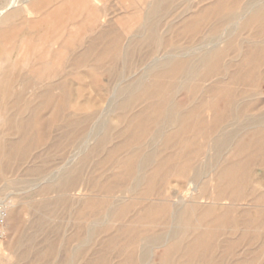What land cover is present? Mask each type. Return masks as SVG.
<instances>
[{
  "label": "bare ground",
  "instance_id": "obj_1",
  "mask_svg": "<svg viewBox=\"0 0 264 264\" xmlns=\"http://www.w3.org/2000/svg\"><path fill=\"white\" fill-rule=\"evenodd\" d=\"M11 1L3 4L2 21L22 15L26 21L21 25H30L36 22L28 19L34 7L49 0ZM92 1L99 4L93 6ZM184 2L137 0L115 13L102 0H64L57 6L58 21L77 24L87 17L91 26L100 24L85 36L86 41L69 32L58 49L59 53L70 49L72 54L67 76L77 74L79 79L78 70L89 67L94 81L102 76L112 79L108 85H91L92 96L81 93L90 86L72 89L70 77L62 75L65 72L59 67L61 56L56 61L30 62L29 54L38 46L24 45L29 32L19 45L0 47V104L14 107L13 112L5 108L0 120L21 134L10 142L0 139V172L24 150L23 141L36 138L28 134V128L33 130L40 113L25 115L31 95L44 105H53L57 115L68 110L61 112L62 122L74 130L63 136L76 137L74 146L82 160L103 155L95 162L99 169L105 164L114 169L112 174L103 176L102 172L92 178L93 189H99L95 192L105 195L81 199L84 202L75 217L83 221L75 220L77 231L66 242L74 244L58 264H264V254L239 250L242 246L245 251L264 250V98H258L261 92L256 88L257 80L264 83V0H212L194 12ZM201 23H208L209 30L197 42H171L172 37L195 33ZM144 45L149 51L136 62L135 54ZM23 48L18 68L17 57ZM127 69L133 71L127 74ZM106 90H110L107 98ZM181 91L185 98L178 100ZM98 104L103 106L99 111L90 109ZM114 111L119 112V126L108 118ZM114 138L118 141L110 144ZM68 160L63 169L58 167L63 191L71 190L81 176L79 168H67ZM102 179L105 182L99 184ZM179 180L187 185L180 190L184 198H161L173 196L171 182ZM158 182L169 185L161 191L153 187ZM210 183L216 190L204 204L200 197ZM190 190L199 198H185L194 194ZM151 195L157 198H148ZM241 199L254 211L237 209ZM54 205L44 199L38 207L51 212ZM17 215L13 210L11 219ZM21 240L17 245H22ZM47 248L53 258L56 250L51 242ZM109 250L114 257L108 258Z\"/></svg>",
  "mask_w": 264,
  "mask_h": 264
},
{
  "label": "rangeland",
  "instance_id": "obj_2",
  "mask_svg": "<svg viewBox=\"0 0 264 264\" xmlns=\"http://www.w3.org/2000/svg\"><path fill=\"white\" fill-rule=\"evenodd\" d=\"M7 1L9 2L10 0H4V2H3V0H0V34H2V36H3V37L0 36V47L8 46V44L13 45V46L19 45V43H20L19 41L21 40L24 33L29 32L30 34L26 33L25 37L23 38L24 39V41H23L24 45L27 44L28 47H33V46L37 47L38 46L36 50L30 52V54H29L30 62L32 64H34L35 62H39V60H46V59L50 60V61H56L62 57L63 60L61 59V62H63V63H61L62 65L60 64L61 66H59L60 69L62 68L61 70L63 72H65L64 74L62 73V75H66L67 73L70 72V70H69L70 68H69L67 61L70 60L72 54L70 52V49L66 50L65 52L60 51V53H59L58 49H59L61 43L67 38L68 33L74 32L77 34L78 39L84 38L86 41L87 35L90 34L91 32L96 31L99 28L98 26H100L99 23H98V25L91 26V24L89 23L90 18H87V17L85 19H82V21L77 23V24L75 23L74 20H69L67 22H61V21L56 20L58 15L54 10L57 8V6H60L64 0H49V1H46L44 3V5L41 4V6L40 5L35 6L34 7L35 13L28 16V19H35L36 22L34 24L31 23L30 25H25V24L21 25V23L26 21L22 15H20L19 18L3 22L1 16L3 14L2 13L3 6L8 3ZM21 1L22 0H12L11 2L12 3H17V2L20 3ZM136 1L137 0H102V2H104L105 4H107V5L109 4L108 6L110 8L108 11L113 12L115 10L114 13L119 12L118 8H120L121 6L127 5L128 3H131V2H136ZM195 1H196V3H194ZM211 1L212 0H193V2H192V0H185L184 3L185 4L189 3L192 7L191 12L192 11L194 12L201 5L208 4ZM92 2H93L92 3L93 6L99 4V3H96L95 1H92ZM181 10H182V8L180 7L177 10V13H179V11H181ZM61 14H63V13H61ZM112 15H113V13H111L109 16H112ZM15 21H17V22H15ZM205 24L201 23V25L197 29V31L195 33L190 34L191 36L189 34H186V35H183L184 37L183 36L179 37L180 38V39L178 38L179 40L177 38L175 39V37H172L173 40L170 38V40L172 43L177 42V43L182 44V45H188L187 43H189V44L195 43V42H197L196 39L198 40V37L200 38V36H202L203 34L208 32L209 24L207 23V26ZM203 26H205V27H203ZM201 29H202V31H201ZM199 31H201L202 33ZM8 33H9V35H8ZM247 34H248V30L244 31V35L247 36ZM19 35H21V36H19ZM18 37H20V38H18ZM193 40H194V42H193ZM70 47H72V46H70ZM48 48H50V50ZM148 49L149 48L147 45L146 46L144 45L141 47V49H140L141 52L135 54L134 59L136 60V62L137 61L139 62L141 60V56ZM15 52H16L15 50L12 52L13 57H15V55H16ZM46 52H48V53H46ZM24 54L25 53H24V48H23V50L20 51V54H18V57H17V60H18L17 66L19 65L18 68H20L21 61L23 60ZM56 56H59V57L61 56V57L60 58L58 57V59H57ZM66 67H68V68L66 69ZM84 68L85 67L78 70L80 73V74L78 73V75L81 76L82 78L84 77L82 80H80L81 77L79 79L76 78L77 74H71L70 76H69V74H68V76L66 75L67 77H70V82H71L72 87H73L72 89H75L76 87L79 88L82 86H83V89H86L90 86V88H88V90H89L88 92H87V90H85V91L83 90V92H82V89H81L82 95L85 93H86V95L89 94L90 96L94 95V92L91 88V85L93 87L94 84H96V83H99V84L101 83V84H105V85L111 84L112 79L110 77H106V76H102L97 81H94V79H93L94 71L92 69H90L89 67H87L86 69H84ZM74 71H76V70H74ZM130 71L132 72L133 70L127 69L126 73L128 74ZM81 72H82V74H81ZM106 78H107V80H106ZM257 81H256V83H257L256 88H258L257 91L261 92V94L258 96V98H264V83L262 82V80H260V82L259 81L257 82ZM82 82H83V84H81ZM259 84L262 86L260 87ZM77 88L75 90H77ZM75 90H73V92H75ZM102 93H103V91L101 92V94ZM104 93H107V94H104V95H107L106 96V98H107L108 95H110V90H106ZM89 95H87V96H89ZM104 95H103V97H104ZM32 97H33V99H31ZM85 97L86 96H84V98ZM82 98L83 97L80 96L79 99H82ZM176 98L178 100H183L185 98L184 92H182V91L179 92L178 95H176ZM30 100H32V101L35 100V101H33V103L31 101V104L29 105V107L25 111V115H27L28 112L29 113L30 112L40 113V114H36V116H35L36 126L33 128V130L31 131L30 127L28 128V130H29L28 134H30L32 136L35 135L34 137H36V138H35V140L34 139L28 140V138H27L25 141H23L22 145L27 146L26 148H25V146L23 147L25 151L22 149L20 151V154L18 155L19 157L17 156L15 158L11 159V161H9L10 163H8V166L6 165L4 167V169H2V171L0 172V174L2 173L0 175V197H3L2 199L5 198L4 202H6L8 205V211H7L8 213H7V217L5 220L6 234H5V237L0 240V242H1L0 243V254H1L0 260L2 261V264L3 263L5 264V262H7L6 264H21V263L22 264H42V263L58 264L61 261L60 259L64 255V252L67 249L71 248L74 244V243H66V242L71 237L70 234H72V236H73L76 233L77 230L76 229L74 230V228L77 227V225H78V224H76V222L78 221L80 224L83 221V220L75 217L76 212H77L76 210H78L79 206H81L80 203L82 204L85 200L88 199V197L89 198H93V197L94 198H102L105 195L101 191L95 192L99 189H97V188H96L97 190L93 189L94 187L92 186V183H93L92 178L101 176L102 172L104 174L103 176H106V175L112 174V172L114 171V169L110 166V164H105V165L101 166L100 169L96 165V163H95L96 160H98L100 157L102 158L103 155H100V156L99 155H95V156L91 155L86 160H82L81 159L82 155L81 156L79 155V151L74 146V143H75L74 141H75L76 137L72 136V137L67 138V137L63 136L65 133L72 132L74 130L73 127H71V126H64V122H62L63 120H62L61 114L63 112L64 113L68 112V110L61 111L62 113L60 112V114L57 115L55 113V109H54L53 105H52V107L48 106V105H44L39 100L34 99V96H32V95L30 96ZM38 101H39V103H38ZM104 104H106V103L103 102V106H104ZM22 105H23V103H21V107L24 108V105L23 106ZM97 106H99V104L96 105L95 107L91 106L90 109L99 111L103 107V106H101V107H97ZM5 108H9V109L11 108V110H12L11 112L14 111V107H10V106L6 107V106L0 104V113L3 114ZM45 108H47V109H45ZM138 108H139V106L135 107L134 111H136V109L138 110ZM33 110H35V111H33ZM50 110L52 111V113ZM88 112H90L89 109H88ZM118 114H119L118 111H114V112H112L113 116L110 114L108 116V118H110V120L115 119V121L117 122V124L119 126L120 121H119V118H117ZM59 115L61 117H59ZM81 115H83V114H81ZM52 117L55 120H53ZM39 119H41V120H39ZM3 126H4V128H3ZM8 126H10V125L9 124L7 125L6 122H3L2 118H1V120H0V137L1 138L0 139L3 142H10L12 140H18L21 137V134L18 132H14L13 131L14 129H12L11 127H8ZM43 127H45V128H43ZM58 127L59 128L61 127V128L59 129ZM3 131H4V133H3ZM40 132H43L44 134L42 133L43 135H39V134H41ZM30 135H28V136H30ZM44 135H46V136L44 137ZM199 140H202V139H199ZM34 141H37V142H34ZM41 141H43V142L40 143ZM117 141H118V139L114 138L111 140L112 143L110 142V144H113L114 142H117ZM38 144H41V146ZM60 145H61V147H60ZM32 146H35V147H32ZM76 150H77V152H76ZM71 152H72V154H71ZM76 153H78V154H76ZM22 154H23V156H22ZM66 154H67V156H66ZM73 156H74V158H73ZM69 158H71V160H73V161H71ZM65 160L69 161V163L66 164L68 166L67 168L77 167V169L79 168L80 175H81L80 179H79L81 181L78 180L76 185L71 190L69 189L67 191H63L60 188V185L63 183V181L59 175L60 169H58V167L59 168L62 167V169H63V167H65L63 165L65 163ZM70 162H71V164H70ZM29 166L32 167L29 169L35 170V173H34V171L33 172H31V170L29 171V169H28ZM95 167H97L99 169V171ZM55 169L57 172L54 171ZM49 170H51V171L49 172ZM45 171H47V172H45ZM97 171L99 172V175H98ZM92 172H94V173H92ZM50 174H51V176H50ZM44 178L46 180L48 178L49 182H48V180L46 181ZM19 179L22 180L23 183L18 182ZM41 180H42V182H41ZM50 180H52V181H50ZM104 182H105L104 179H102V181L100 180L99 184H102ZM175 182L176 181L171 182V185L174 184V186L170 185L172 188L170 190L172 192L173 191L175 192L174 195L161 197V198H177L178 196H179L178 198H184L181 196L180 190H184L187 188L185 181L179 180L176 183ZM166 183L167 182H163V183L158 182L155 184L156 186H153V187L156 189L161 188L160 190L163 191V190L167 189V187H168L167 185H169V183H167V184ZM157 184H158V187H157ZM160 184L161 185L163 184V185L161 186ZM50 185H51V187H50ZM164 185L166 186V188L164 187ZM179 185H181V186H179ZM215 190H216V188L214 185H212L211 183L208 184V186L206 187V189L204 191L205 196L200 197L201 198L200 201H202L204 204L209 202L208 195L214 193ZM176 191H178V192H176ZM190 191H192V190H190ZM192 193H194L193 194L194 196L190 194L185 198H196V197H198V196H196L195 191H192ZM45 197H47V198H45ZM126 198H129V196H126ZM148 198H157V197L151 195ZM44 199H47V200L49 199L50 201L55 203L51 212L46 211V209H40L38 207V204L41 201H43ZM81 199H83L84 201ZM240 201L241 202H238L239 204L237 203V205H236L237 209L238 208H239V210H242V209L249 210L250 209L249 211H254V208L252 209V206L248 205L247 201H244L242 199ZM62 204H63V206H62ZM224 204H227V202H225ZM248 206L249 207L251 206V207L248 208ZM241 207H243V208L241 209ZM13 210L18 211L17 219H15V220L11 219V214H12ZM73 215H74V217H73ZM71 220L73 222H71ZM75 220H77V221L75 222ZM41 221H43V222H41ZM48 221H50V222H48ZM14 225L16 226L17 229L14 228L15 227ZM60 232H61V234H60ZM30 236L32 237L33 240L30 238ZM247 236L249 237L250 234ZM56 237H57V239H56ZM20 238L22 239L21 242H23L21 246L17 245V242ZM29 238H30V240H28ZM62 239H64V243L62 242V244H61L60 241ZM26 240H27V242H26ZM39 240H41V241L39 242ZM30 241H32V242H30ZM55 241H57L58 243ZM48 242H51L52 245L54 246L55 250H56L53 258H52V256L50 257L46 253V251L48 249L47 248ZM54 244L57 246H55ZM66 244H67V246H66ZM27 246H30V247H27ZM41 247H43V248L45 247V248L42 249ZM39 249H41V251ZM239 250L242 253H250V252L253 253L254 252L256 255L264 254V252H263L264 250H260V249L259 250L254 249L251 251L248 249V251H245L244 246H242V250L241 249H239ZM36 251H37V253L34 254V252H36ZM42 252L44 255L41 254ZM154 252L159 254L161 252V250L155 249ZM107 253H108V258L114 257V251L109 250V251H107ZM37 254H41V256L38 258ZM30 257H32V259H30ZM36 257L38 259L35 260ZM23 258H24V260H23ZM56 258H58V259H56ZM1 261H0V264H1ZM111 262L113 263V260ZM82 263H83L82 261H78L76 264H82ZM251 264H262V263L254 261Z\"/></svg>",
  "mask_w": 264,
  "mask_h": 264
},
{
  "label": "built area",
  "instance_id": "obj_3",
  "mask_svg": "<svg viewBox=\"0 0 264 264\" xmlns=\"http://www.w3.org/2000/svg\"><path fill=\"white\" fill-rule=\"evenodd\" d=\"M8 205L6 202L0 200V240L5 237V220L7 217Z\"/></svg>",
  "mask_w": 264,
  "mask_h": 264
}]
</instances>
